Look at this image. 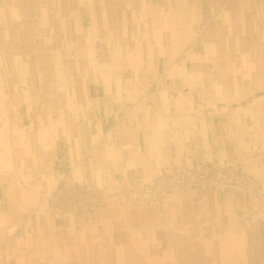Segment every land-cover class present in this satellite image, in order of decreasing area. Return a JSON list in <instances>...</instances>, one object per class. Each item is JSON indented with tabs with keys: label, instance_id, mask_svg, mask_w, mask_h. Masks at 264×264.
<instances>
[{
	"label": "rangeland",
	"instance_id": "374dc122",
	"mask_svg": "<svg viewBox=\"0 0 264 264\" xmlns=\"http://www.w3.org/2000/svg\"><path fill=\"white\" fill-rule=\"evenodd\" d=\"M67 1H69L71 5H69ZM67 1L64 2V6L68 7L69 11H72L75 14H78V10H81V7H85L86 5H84V3L87 2L84 0L83 2L79 3L74 1L72 4V0ZM194 1L197 3L194 4ZM201 1L203 2L201 3ZM210 1L211 5H209L208 0H190V6H193L197 11V14H199V20L197 19V27H204V33H210L212 23L214 25V22L216 21L215 14L217 11L220 13L219 20L223 21V23L225 22L228 26L230 17H228L227 13L228 10L234 7V4L231 3L233 0H220L219 2H216L215 0ZM236 1V4L238 3L239 5V0ZM17 3V7H20V1ZM217 3L224 6L219 7ZM36 4L37 3H34V10L31 8L27 10L29 14H32L33 12L35 13L32 16L34 17L35 26L37 27V25L40 23V20L43 19L42 8L44 6L38 7ZM47 4H50L49 1ZM122 4L125 5L123 10L127 12H123L124 16L128 18H138L139 20V15H136L137 13H135L134 6H130L132 3ZM217 6L218 8H216ZM172 8H175V6H172ZM213 8L215 11H213ZM9 10V8L7 9V5L6 7H0V29L3 28V25L6 26L3 16L8 15ZM46 10L48 12V16L51 17L52 12L50 9ZM202 11L203 13L207 14V18H209L208 22H206L207 18L203 17V13L201 15ZM138 12H140V10ZM211 12L214 14L210 15L209 13ZM24 13L26 14L27 12ZM71 13L66 16L67 20L72 17ZM81 14V17L79 16L80 14H78L76 17L79 18V22H83V25L87 27L88 18L85 14H83V12H81ZM21 15L22 16H20L18 19H22L24 21V14L21 13ZM117 17H122V15H117ZM158 18L159 20H163L161 15H159ZM168 18L169 17H167V19ZM15 19L16 18H13V20H11L9 29H21V27H19L21 24H16L14 21ZM29 21L32 22L33 20ZM130 23L131 21L127 22L129 27L131 25ZM167 23H169V21ZM221 26L222 25L219 24V27ZM214 27H216V23ZM57 28L58 21L56 20V23L51 22L50 28L48 27L46 29L48 30V33H56L55 30ZM240 28L242 31H244V25H240ZM158 29L160 34L164 32V22L158 26ZM221 29H223V27H221ZM68 30V28H65L63 32H68ZM214 30L219 33L217 28H214ZM237 30L240 31L239 28ZM30 31L31 32L29 33H33V28H31ZM103 31L92 29L87 33L103 34ZM40 32L44 33L45 27H41ZM204 33L201 35H198L197 33H189L190 38H188V40L191 39L192 41L193 37L195 38L197 35L198 37H196L195 40L190 43L189 47L185 48L182 52H179L178 55L176 52L170 54L169 60L173 61L172 63L168 61L166 56L167 63H165L166 66L164 65L165 71L162 72V75H165L166 78L170 79L168 74V69L172 68L169 67L170 65L173 66L177 62L176 66L178 67L176 69L181 70L180 68L186 66L188 61H190L191 67L188 69V74L185 72L187 75V80H185L180 87L188 88L190 92H194L195 95L196 91L200 92L199 87L201 85L205 86L204 90L206 94L207 91L211 89L209 83L206 82L208 78L213 79V84L215 85L214 87L216 89L219 88L218 97L213 98L209 96L207 98L201 99L202 102H205L203 103V108L206 107V110H208V121H211L212 123L213 133H210L209 136L211 145H216V136L214 137L216 134V124L214 125L215 120L217 118H222V120L224 119V123H226L228 119L227 116H229L233 110L236 111V108L242 106V108L238 109V112L239 110L242 112L239 114V121H236L238 125V134H236L241 140L239 156H232L233 154L231 153L230 149L233 147L230 146V149H228L229 151L227 153L223 154V152H221L220 156L218 155V159L214 158L213 156L212 160L209 158V160L205 162L195 160V162L191 163L193 161L192 159L189 165L165 167V170L162 171L160 175L146 180H137L130 187L120 180H108L106 183H104L105 187H103V183L100 186L97 183L86 181L66 183L64 181L57 180L56 182L48 168V166L51 165L54 156L53 158L48 159L50 161L46 162L43 167H38V174L27 173V175L25 173L27 170H25V172L20 171L24 168L22 167L23 164L17 162V167L14 166V168H18L20 171L18 173L19 178L16 183L11 179L10 184H13L16 188H18L16 191L17 195H23L25 199L28 198V200L25 201L24 199L20 202V200L17 198V202L12 204V209L14 208L13 213H10L11 211H8L10 206L6 201L7 197L2 194V191L0 192V251L3 253L2 256H0V264H34V260L37 264H124L121 262L126 256V254H122L123 247L126 245L123 228H126L127 224L130 223H127L126 215L121 216L120 219L117 215V220L115 221L116 223L111 224L113 226L117 225L115 227L116 232L106 228L105 224L107 219L112 216V221L115 215L111 214V209L108 211V207L113 206L112 208L115 212H118V210H133V217L131 218L132 222H130H137V225L141 224L143 227V224L147 221V219L150 221L152 219H158V216H155L154 214L153 218L151 216V213L153 212L152 210L154 208L159 212V209H161L163 205L169 206L175 201H185L183 204V210L184 212H187L188 222H179V226L175 228L176 231L172 230V218L165 223H162V220L164 222L163 218L160 219V222L163 226L161 227L163 229H161V227L156 229L158 227H155L154 229L147 230L141 226V229H139L141 232L130 229L128 234L130 236L131 244L128 247L129 251L127 252L129 256L134 257V259H140L149 254L150 257L153 256L156 258L157 262L154 264H164L160 257H163V255L167 253L166 255L178 262L177 264H188V262L183 260V258L186 256L184 254L181 255V252L191 251V253L197 254V252L194 250V246L198 245L206 246L211 249L210 252H205L203 255H201V264H219L213 260L210 254L215 250L214 246L217 245L216 238L219 237V234L217 233H220L221 236H225L223 237L224 239L231 240L228 239V237L232 238L233 241L231 240L230 243L233 242V247L236 246V250L240 253V255H238V262L234 261L227 264H264V88L257 90L254 93H250V90H248L252 87H256V83H262L264 85V54L262 57L257 56L256 50H254L255 48L252 49L251 53L248 51V55H244L243 52L236 53V55L239 57L238 59L230 61L229 64L225 63L223 66L219 65L220 70H217L218 72L213 71V73L208 76L207 74L213 70V64L211 62H207V60L203 61L205 57L202 49ZM252 34L256 36L264 35V33ZM20 39L21 38L14 37L12 40L15 42H24V40ZM100 39L102 40V38ZM72 43L74 42H68L67 46L71 48ZM139 44L140 43H138V46H140ZM90 46L92 49V57H94V60H96V51L92 45H89V47ZM108 46L109 52L108 56L106 57L107 62H98L100 63L99 66L101 67L105 65L109 66L110 54L112 53L111 50L113 48L110 44H108ZM263 47L264 46L262 45V48ZM131 48L134 50L133 45ZM3 50H5V57L9 58L10 53L8 54L6 49ZM163 52H166V50L164 51L163 49L162 53ZM189 53L191 56L187 55ZM34 54L35 53L32 51L31 55ZM186 55L187 59H182V56ZM28 56L29 53H25L23 54L22 58L24 59ZM196 56H200L199 59L196 58ZM215 56L216 54L214 57ZM85 58L87 59V57ZM85 58L84 61H86ZM174 58L177 59L174 60ZM197 62H201V64H203L202 68L200 67L199 63L197 64V68L194 67V64ZM248 63L260 67L261 70L250 73L248 69ZM84 65L85 67H82L81 65V69H77L79 70L78 74L82 77L81 83L83 86L85 85V80L88 79L87 76L91 74L90 72H92V69L90 70L87 63ZM89 65H91L90 62ZM158 65L159 58L157 60V66ZM35 67L38 68L39 65H35ZM131 69L123 68V75L121 76L125 77V79L130 78V83L136 84L137 80L133 77L136 76L133 71H136L135 68ZM195 71H197L196 74H192L193 72L195 73ZM67 72H69V70H67ZM198 74H200V76ZM73 76H75V71L73 72ZM175 76L177 75L174 74L172 78H175ZM199 77H201V79L203 78V80L201 81L198 79L199 83L196 87V90L194 88V81L192 78L196 79ZM238 77H244L247 80L244 81V83H240ZM154 78L155 77L147 80L149 81ZM0 87L3 88V94H5V79L0 80ZM180 87H175L174 89L176 93L178 92L177 100L183 101L186 95L181 91ZM171 93H173V91ZM35 94L36 92L34 90V95ZM52 101L54 103V100H51V102ZM1 104L7 110L8 107L9 110L13 108L12 104L8 102L7 98ZM225 106H231L232 109H226ZM15 107H17L16 104ZM17 108V116L20 119L22 118L24 125L28 123L25 125L26 128L29 127L30 121L27 119V107H25L23 104H19ZM217 108L220 110V112L213 111V109L215 110ZM23 110H25V117L21 115ZM24 118L27 122H24ZM0 121L2 120L0 119ZM53 125L54 124H52V126ZM49 136L52 138L50 141L53 142L54 137L58 136V134L52 133L49 134L48 137ZM38 137L40 136L36 135L35 138ZM44 138H46V136L43 135V141ZM218 148L221 149L220 144H218ZM189 173L190 177L193 178L191 180L187 179L186 177ZM48 180H50V183L47 182ZM5 183L6 182H1L0 184L1 186H6ZM160 183L162 186H159ZM42 187L44 188L42 189ZM33 198L35 199L34 203ZM216 198L217 201L220 200L219 198H226V210L222 209L224 207L223 203H221V208L216 207ZM212 200L213 202L210 204V201ZM26 202L32 205L29 206L26 204ZM24 204H26L27 207L26 205L24 207ZM211 205H214V207L211 208ZM196 207L207 208V210L204 212H195L198 215L205 212H212L210 214H214V216L212 218L203 217L202 221L201 219L198 220L195 218L197 215L194 213V209ZM175 208H177V206ZM32 209L35 211V213ZM222 211L226 214L224 215ZM160 212H163L162 209ZM188 212L193 213H191L189 216ZM134 213L135 215L137 213L139 214L137 217H135ZM206 219H208L207 222L205 221ZM9 220H11V223ZM119 220L121 221L120 223H118ZM65 222L67 225H65ZM59 223L60 225H58ZM42 229V233L45 236L44 239H38L39 242H32L27 246L22 245L23 243H21V239L23 237L26 235L28 238H30L32 235L36 236L37 232H41ZM143 232L147 235L145 236ZM163 233H172L179 238L177 239V242L174 243L173 241H165L164 243H160ZM48 234H50V236ZM114 235L123 241V243L125 241L124 245H122L123 243H116ZM184 239H186V243L184 242ZM193 239L195 240L193 241ZM221 240L222 239H220V241ZM7 248H9L8 251L6 250ZM111 249L118 252L116 257H121V261H108V257L112 254ZM155 250L162 252L160 253V256L155 254L157 253ZM101 252L104 253L99 254ZM29 255H31L33 259L28 258ZM55 259L56 261H54ZM136 263L138 264L137 261ZM136 263L134 262L131 264Z\"/></svg>",
	"mask_w": 264,
	"mask_h": 264
},
{
	"label": "bare ground",
	"instance_id": "6f19581e",
	"mask_svg": "<svg viewBox=\"0 0 264 264\" xmlns=\"http://www.w3.org/2000/svg\"><path fill=\"white\" fill-rule=\"evenodd\" d=\"M18 1L22 2L21 3L22 7L16 6V3ZM48 1L50 4H47ZM65 1L67 0H30V1L9 0L10 17L3 18L4 23H6V27L5 25H3V28L0 29V80L5 79V88H6V93L3 94L4 90L2 87H0V119L2 120L0 121V183L6 182L5 183L6 186L3 185L1 186L0 184V188L3 187L7 192L9 205H10L9 212L11 211L10 213H13L14 208L12 209V204L14 202H17V198L18 200H20V202L25 199L23 195L16 194L18 188H16L15 185L10 184L11 182L10 180L12 179V181L16 183L18 181L19 178L18 173L20 171L25 172V170H27L25 172L26 174L27 173L38 174L37 173V171H39L38 167L39 168L43 167L46 162L50 161L48 159H51L52 157L51 150L53 151L54 141L53 142L50 141L52 138L50 136L48 137V135L52 133H57L58 134L57 138L64 137L66 140L71 141L68 131L74 129L73 126L74 124L72 123V119L70 118V116H72L73 113L78 114L83 112L86 109V106L89 104L87 99L84 98V95L82 96L81 94L79 95L76 94V96H73L74 95L73 93L75 91L74 89L75 86L78 85L79 83L82 84L81 83L82 77L78 74L79 70H77L80 68L81 65L82 67H85L84 64L87 63L90 70L92 69V72H90L92 75H95L96 73L97 77L101 76L102 79L104 77L106 80H109L111 78L112 79L120 78V77L125 79V77L121 76L123 75L122 69L135 68L136 72L133 71V73L136 74V76L133 77L137 80L136 84L140 83L139 85L143 84L142 86H144L145 83L149 82L147 79L155 77L157 72L155 71V67H157V60L160 57V54L163 49L164 51L166 50L165 52L166 54L170 55L173 52L174 53L176 52V54L178 55L179 52H182L185 48L189 47L190 43L194 41L199 34L201 35L202 33H204V27L202 26L200 28L197 27L198 26L197 19L199 20L198 18L199 14H197V11L193 6H190L191 5L190 0H84L87 1L85 2L86 6L84 9V14L88 18L87 27L83 25V22H79L78 18H75L77 14L73 13L72 11H69V8L64 6ZM74 1H77V3L83 2V0H72V4L74 3ZM235 1L231 2L232 4H234V7L228 10L227 13L228 17H230L229 19L230 22L228 23V30H226L227 33L214 32V33H204L203 35L202 49L205 56L203 61L207 60V62L209 63L211 62L213 64V70L207 74L208 76L211 75L213 71L218 72L217 70H220L219 65L223 66L225 65V63L229 64L230 61L238 59L239 57L238 55H236V53L243 52L244 55H248V51L251 53L252 49L255 48L254 50H256L257 56L262 57L264 54V47L262 48V45L264 46V44H262L264 43V35L256 36L252 33H247L249 31V28L252 26L250 25L249 27L246 24V21L251 20L252 22L256 23L254 27V31L257 33H264V30L262 29L263 27L257 24V21H255L256 16L254 14L249 15L248 13L245 12L241 13L239 12V10L237 11L236 8L238 6V3L236 4L237 1L236 2ZM67 2L69 3V5H71L69 1ZM202 2L203 1H201V3ZM34 3H37L36 6L38 7L44 6L42 8L43 19L40 20V23L37 25V27L35 26V20L34 17L32 16L35 13L33 12L32 14H29L28 12L29 8L34 10L33 9V7H35ZM122 3H132L130 4V6H134L135 13H137L136 15H139V20L138 18H132V17L128 18L124 16L123 12L125 11L123 10V8L125 5ZM196 3L197 2L194 1V4ZM208 3L209 5H211L210 0H208ZM172 6H175V8H172ZM46 9H50V11L53 13V14L51 13V17L48 16V12ZM139 10L140 12H138ZM213 11H215L214 8ZM24 12L27 13L25 14ZM21 13L24 14L25 17L24 21L22 19L21 20L18 19L21 16ZM70 13L72 14V17L69 20H67L66 16H68ZM117 15H122V17H117ZM159 15L163 17V20H159L158 18ZM167 17L169 18L167 19ZM13 18H16L14 20L16 24L19 23L21 24L19 25L21 29L20 28L18 29L16 28L17 30H15V28L9 29L10 26L9 24L11 23V20H13ZM241 19L245 21H240ZM29 20H33V21L30 22ZM56 20L58 21V28L55 30L56 33H48V30L46 28L48 27L50 28L51 22L56 23ZM130 21H131L130 23L131 25L129 27L127 22ZM168 21L170 24L167 23ZM163 22H164V32L160 34L158 26L163 24ZM242 22L244 23V31L246 33H236L238 28L242 32V29L240 28V23ZM41 27L42 28L45 27L44 33L40 32ZM31 28H33L34 31L33 33H29L31 32L30 31ZM65 28L69 29L68 32H63ZM92 29L99 31L104 30L105 33L103 31L102 34L103 37L106 38L107 44L112 45L113 49L111 50L112 53L110 54L109 66L108 65L102 67L99 66L97 64V61L94 60V57H92V49L91 46L89 47L90 45L89 36L92 33H87L90 32ZM189 33H197L198 35L195 38L193 37L191 41V39L188 40V38H190ZM14 37L21 38L22 40H24V42H19V41L15 42L12 40ZM68 42H74L72 43L71 48L67 46ZM138 43H140L139 44L140 46H138ZM132 45L134 46V50L131 48ZM3 49H6L8 54L10 53L9 58L5 57L6 56L4 54L5 50ZM32 51L35 53L34 55H31ZM25 53H29V56L27 58H24L25 59L24 60L22 56ZM215 54L216 56L214 57ZM85 57H87V59ZM84 58L86 59V61H89L91 65H89V62L84 61ZM35 65H39V67L36 68ZM248 65H249L248 69L250 73L251 72L254 73L258 70H261L260 67L255 66L254 64L251 65L248 63ZM67 70H69V72H67ZM74 71H75V76H73ZM185 72L188 74L187 69L185 70V68L183 69V67L181 68V70H178L174 67L168 69V74L170 79L177 80L178 83L177 85L179 86H182L181 82L184 83V81L187 80V75L185 74ZM174 74L177 76H175V78L174 77L172 78ZM192 74H196V73L193 72ZM198 75L200 76V74ZM198 79L201 81L203 80V78L201 79V77L196 79L192 78V80L194 81L193 83L195 89L199 83ZM126 80L128 83L131 82L130 78H127ZM208 80L206 83H209L211 89L207 91L206 94L204 90L205 86L203 85L200 86L199 84L200 92L196 91V96L199 100L207 98L209 96L213 98L218 97L219 88L216 89L214 87L215 85L213 84L212 78H208ZM238 80L240 83H244V81H246L247 79L244 77H238ZM256 84H257L256 87H252L248 89L250 90V93H254L257 90H261L262 88H264V85L262 83H256ZM34 90L36 92L35 95H34ZM80 95L82 97H80ZM6 98L8 102L12 104L13 108L10 110L9 107L7 110L1 104L5 101ZM50 99L54 100V103L53 101L51 102ZM72 99L74 100L79 99V102L78 101L73 102L74 100ZM15 104L17 107L19 104H23L25 107H27L26 108L27 119L30 121L29 127L26 128L22 118L20 119L17 116L18 108L15 107ZM182 105L183 108L189 110H192V107H194L192 103L183 104V101L176 100L174 104V108L177 110ZM52 124L54 125L52 126ZM64 127L66 128L69 127L70 130H67L66 128L64 129ZM165 131L168 132L167 130ZM36 135L40 137L35 138ZM43 135L46 136V138H44V141L42 139ZM75 141H74L75 147H77L78 146L77 141L76 142ZM123 142L124 141H122L121 145L125 146ZM117 146H118L117 144H114V146L112 147L115 150V152H113L114 156L115 153H117L118 155H121L120 153H122L121 152L122 149L120 150V148H117ZM114 156L111 157L112 160H114ZM87 158H88V154L85 155V159ZM17 162L23 164L22 167L24 168L21 169L20 171L18 168H14V166L17 167ZM47 182L50 183V180H48ZM43 188L44 187H42V189ZM27 200L28 198L25 199V201ZM34 201L35 199L33 200V203ZM26 204H28L29 206L32 205L28 202H26ZM26 204H24L23 206L25 207ZM112 207L113 206H109L108 211L109 209L113 211ZM112 211L111 214H115V215L112 221H111L112 216H110L107 219V222L105 224L106 228L110 229L111 231L114 230L113 232H116L115 227L117 225L113 226L111 224L116 223L115 221L117 220L116 218L117 215L119 219L121 218V216L126 215L127 218L126 221L127 223L130 224H127V227L123 228L124 229L123 233H125V241H126V243L125 241L124 243L126 245L123 247L122 254L123 255L126 254L125 258L121 261L120 259L121 257L120 258L116 257L118 252L111 249L112 251L111 250L110 251L112 252V254L110 253L111 255L108 257V261H112V260L115 262L121 261L124 264H131L134 262L136 263V261L138 262V264L156 263L157 262L156 258L153 256L150 257L149 254H147L145 257H142L140 259L138 258L134 259V257H131L129 256V254H127V252L129 251L128 247L131 244L130 236L128 234L130 229L141 232L139 229H141L142 227L141 224L137 225V222L131 223L132 222L131 218L133 217L132 215L133 210L132 211L118 210V212L115 211L112 212ZM138 214L139 213L135 215L134 213L135 217H137ZM172 216L173 214L168 213L167 211L165 218L158 216V219H152L151 221L147 219V221L144 222L143 224L144 226L142 228H146L147 230H149L158 227L156 229H159V227L162 226L160 219L163 218L164 222L162 220V223H165L171 220ZM9 222L11 223V220H9ZM120 222L121 221L119 220L118 223ZM65 225H67L66 222ZM162 227L161 229H163ZM172 230L176 231L175 227H173ZM42 231L43 229L41 230V232H37L36 236L32 235L30 238H28L27 235L23 237L21 239V243H23L22 245L27 246L29 243L32 242L35 243L39 242L38 239H44L45 236L42 233ZM143 234H145V236L147 235L144 232ZM114 238L116 243H123V241L118 239L117 236L114 235ZM161 238L162 240L160 243H164L165 241L167 242L173 241L174 243L177 242V239L179 237H176V235L172 233H163V236H161ZM230 242L231 240L223 239L219 241L217 245L214 246L215 250L212 251L210 255L215 262H218L219 264H227L234 261L238 262V255H240V253L239 251L236 250V246L233 247L234 243H230ZM124 243L122 245H124ZM6 250L8 251L9 248H7ZM194 250L197 252V254L185 250H184L185 252H181V255L184 254L186 256L185 258H183V260L188 262V264H197V263L201 264V259H200V257H202L201 255H203L205 252L211 251L209 247L198 246V245L194 246ZM155 251L157 252L155 253L157 256H160V253H162L159 250H155ZM103 253L104 252H101L99 254H103ZM2 254L3 253H1L0 251V256H2ZM166 254L167 253H165L163 257H160L164 262V264L178 263ZM28 258L33 259L31 255H29ZM54 261H56V259ZM34 264H37L35 260H34Z\"/></svg>",
	"mask_w": 264,
	"mask_h": 264
},
{
	"label": "crops",
	"instance_id": "0c3cea01",
	"mask_svg": "<svg viewBox=\"0 0 264 264\" xmlns=\"http://www.w3.org/2000/svg\"><path fill=\"white\" fill-rule=\"evenodd\" d=\"M215 1L219 2L220 0ZM0 2H2L0 3V7H6V5L7 9L10 7L9 0H0ZM239 2L236 10H239L241 13H248L249 15L254 14L256 16L255 21H257V24L263 27L262 29L264 30V0H239ZM21 3L22 2L19 3L20 7H22ZM17 5L18 3H16V6ZM84 5L86 4L84 3ZM217 5L221 7L224 6L219 3H217ZM218 6L216 8H218ZM84 9L85 7H81V10H78L80 17L82 15L81 12L84 14ZM1 11L4 12L3 10ZM202 13L203 11L201 15ZM209 14L211 15L214 13L211 12ZM219 14V11L215 14L216 21L214 25L216 23V27H214L212 23L210 33H217L214 28H217L219 33H227L226 30H228V26L225 22L223 23V21L219 20ZM3 17L8 18L10 16L8 14ZM203 17L207 18V14L203 13ZM208 19L209 18H207L206 22H208ZM240 21L245 20L241 19ZM219 24L222 25L221 27H223V29L219 27ZM246 24L249 27L250 25L253 27H250L247 33H257L254 31L256 23L248 20ZM240 25H244V23L242 22ZM236 33L246 32L237 30ZM89 38L90 45H92L96 51L97 64L100 65L98 62H107L106 57L108 56L109 46L106 38H104L101 33H92ZM100 38L103 39L101 40ZM165 54V52H161L159 65L155 67V71H157L155 75L156 78L149 80V83H145L144 86H142L143 84L128 83L127 80L122 77L111 78L109 80L103 77L102 79L101 76L97 77L96 73L95 75L90 74L87 76L88 79L85 80L84 86L80 83L75 86L74 89L77 93L74 91L73 96H76V94L84 95V98L87 99L89 104L83 112L78 114L73 113L72 116H70L74 124V129L70 130L69 127H64V129L70 130L68 132L71 141L66 140L64 137H54L53 151L50 149L52 153L51 158H53V156L54 158L48 168L56 182L57 180L66 183L86 181L97 183L100 186L103 183V187H105L104 183L108 180H120L130 187L137 180H146L160 175L162 171L165 170V167L189 165L192 159L193 161L191 163L195 162V160L200 162L208 161L209 158L212 160L213 156L217 158L218 155L220 156L221 152H223V154L227 153L230 146L233 147L230 149L233 154L232 156H239L241 140L239 136L237 137L236 121H239V114L242 112L240 110L238 112V109L242 108V106L236 108V111L233 110L232 113L227 116L228 119L226 123H224V119L222 120V118H217L215 120L214 125L216 124V134L214 137L216 136L215 144L217 146L211 145L209 136L210 133H213V129L211 121H208V110H206V107L203 108V103L205 102L199 100L194 92H190L188 88H182L177 85V81L162 75V72L165 71L164 65L166 66L165 63H167V59L170 61V55ZM187 55L191 56L190 53ZM187 55L182 56V59H187ZM199 57L200 56H196L198 59ZM176 59L174 58V60ZM170 62L172 63L173 61ZM176 63L173 66H168L177 68L178 66H176ZM198 63L202 68L203 64H201V62L194 64V67L197 68ZM190 67L191 62L188 61L186 66H183V69L185 68V70L187 69L188 71ZM196 72L197 71H195V73ZM181 84L183 83L181 82ZM175 87H180L181 91L186 95L183 99V104L192 103V105H194L192 110L183 108V105L177 110L174 108V104L178 97V92L176 93L174 89ZM172 91L173 93H171ZM81 95L80 97H82ZM76 101L79 102V99L73 102ZM225 108L232 109L231 106H225ZM213 111L220 112L218 108L215 110L213 109ZM24 114L25 110L21 112L23 117H25ZM25 121L26 119L24 118V122ZM75 140L77 141V147H75ZM122 141H124L123 143L125 146L121 145ZM114 144H117V148H120V150L122 149L121 155L117 153H115V156L113 155V152H115L114 148H112ZM218 144H220L221 149L218 148ZM86 154H88L87 159H85ZM113 156L114 160L111 159ZM1 191L3 195L7 197L6 201L9 205L6 190L2 187L0 188V192ZM219 199L222 202L220 200L217 201L216 198L217 202H214L217 204L216 207L221 208V203H223L224 207L222 209L227 208L226 198ZM212 202L213 200L210 201V204H212ZM184 203L185 201H175L169 206L163 205L161 208L163 212H160L161 209H159L158 212L154 208L151 216L153 218L154 215H160L159 217L165 218L168 210V213L173 214L171 217L173 223L171 225L176 228L179 226V222H185L188 219L187 212L183 210ZM176 206L177 208H175ZM212 207H214V205H211V208ZM205 210H207L206 207H196L194 213L204 212ZM191 213L193 212H188V215L190 216ZM210 213L205 212L200 215L195 213V215H197L195 218L198 220L201 219V221L203 217L212 218L214 214ZM225 214L226 213H224V215ZM207 220L208 219L205 221L207 222ZM60 223L58 225H60ZM217 234H219V237L216 238L218 244L220 239L223 240L225 236H221L220 233ZM48 235L50 236V234ZM228 239L232 240L230 237H228ZM184 240L183 241L186 243V239ZM194 240L195 239H193V241Z\"/></svg>",
	"mask_w": 264,
	"mask_h": 264
},
{
	"label": "built area",
	"instance_id": "2783aa9c",
	"mask_svg": "<svg viewBox=\"0 0 264 264\" xmlns=\"http://www.w3.org/2000/svg\"><path fill=\"white\" fill-rule=\"evenodd\" d=\"M186 177H187V179H189V180L193 179L192 177H190V173H189ZM189 184H191V183H189ZM159 186H162V184L160 183Z\"/></svg>",
	"mask_w": 264,
	"mask_h": 264
}]
</instances>
